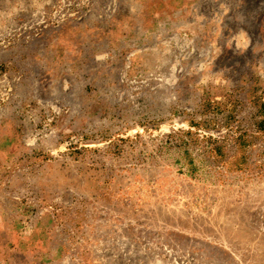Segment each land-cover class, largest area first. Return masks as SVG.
Returning a JSON list of instances; mask_svg holds the SVG:
<instances>
[{"label":"rangeland","instance_id":"obj_1","mask_svg":"<svg viewBox=\"0 0 264 264\" xmlns=\"http://www.w3.org/2000/svg\"><path fill=\"white\" fill-rule=\"evenodd\" d=\"M0 264H264V0H0Z\"/></svg>","mask_w":264,"mask_h":264}]
</instances>
